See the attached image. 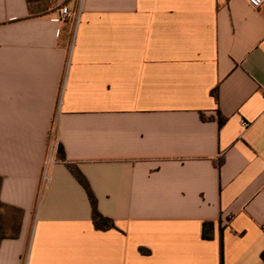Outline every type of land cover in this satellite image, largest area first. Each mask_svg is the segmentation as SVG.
<instances>
[{
  "label": "crops",
  "instance_id": "0c3cea01",
  "mask_svg": "<svg viewBox=\"0 0 264 264\" xmlns=\"http://www.w3.org/2000/svg\"><path fill=\"white\" fill-rule=\"evenodd\" d=\"M50 1L0 0V264H264V4Z\"/></svg>",
  "mask_w": 264,
  "mask_h": 264
},
{
  "label": "trees",
  "instance_id": "16d2710c",
  "mask_svg": "<svg viewBox=\"0 0 264 264\" xmlns=\"http://www.w3.org/2000/svg\"><path fill=\"white\" fill-rule=\"evenodd\" d=\"M45 0H27V4L29 6V9L31 10L32 14L37 13L38 10L44 8L45 6H48L49 4L44 3ZM45 4V5H44ZM41 7L37 8L36 7ZM213 94L216 96V91L213 92ZM63 154V150L59 148V153ZM68 167L70 168L72 174L75 176V178L79 181V183L83 186V188L86 190L87 195L89 197V201L92 207V220L96 227V229L101 231H106L115 228V223L113 220L103 216L97 207V199L91 190V187L89 183L87 182L86 178L83 176L81 171L75 167L72 164L68 163ZM5 207L0 203V240L4 237H7L9 234L6 232L5 224L8 221V224L10 225V229L12 231H15V228L18 224V214L17 211L15 212V215L11 216L7 221L3 218L1 215V210H3ZM10 235H13L10 234ZM203 239L205 240H211L213 238V223L206 222L203 224V233H202ZM222 264H223V255H222Z\"/></svg>",
  "mask_w": 264,
  "mask_h": 264
},
{
  "label": "built area",
  "instance_id": "2783aa9c",
  "mask_svg": "<svg viewBox=\"0 0 264 264\" xmlns=\"http://www.w3.org/2000/svg\"><path fill=\"white\" fill-rule=\"evenodd\" d=\"M251 7L258 9L264 4V0H245ZM60 15L62 17H65L68 15V9L66 7L61 8ZM242 126L244 128L249 127V123L243 122ZM57 150V142L53 141L50 146V151L51 153L53 152L54 154L56 153Z\"/></svg>",
  "mask_w": 264,
  "mask_h": 264
},
{
  "label": "rangeland",
  "instance_id": "374dc122",
  "mask_svg": "<svg viewBox=\"0 0 264 264\" xmlns=\"http://www.w3.org/2000/svg\"><path fill=\"white\" fill-rule=\"evenodd\" d=\"M51 2H52V1H50V0H45V1H44L45 4H51ZM37 8H41V7L38 6V7L35 8V10H37Z\"/></svg>",
  "mask_w": 264,
  "mask_h": 264
}]
</instances>
